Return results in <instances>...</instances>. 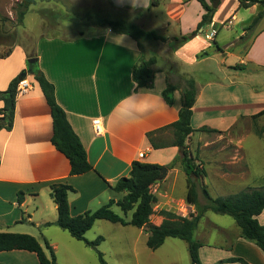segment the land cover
<instances>
[{"label":"crops","instance_id":"0c3cea01","mask_svg":"<svg viewBox=\"0 0 264 264\" xmlns=\"http://www.w3.org/2000/svg\"><path fill=\"white\" fill-rule=\"evenodd\" d=\"M121 1L115 0L118 8L133 9L142 17L155 9L153 0ZM156 1L157 6L168 3L167 21L164 27L156 28L151 16L150 27L144 28L156 30L165 41H146L144 51L131 36L108 29L72 40L41 37L31 57L17 47L0 57V92L27 69L29 58H38L94 167L88 173L70 175L69 160L52 143L51 108L34 76L28 74L33 89L17 98L13 129L0 130V232L32 235L43 247L47 241L57 261L60 251L73 254L75 245L64 233L71 234L56 225L58 207L51 185L64 183L74 188L69 193L72 216L95 212L123 197L111 186L128 177L136 161L168 169L153 186L157 202L147 222L156 226L164 220L162 210L187 218L196 214L198 206L207 202L203 187L213 198L264 187V135L256 132L264 129V116L255 118L264 111V16L251 34L246 28L264 7L256 4L247 9L251 16L246 21L241 17L245 26L235 30L234 22H241L242 13L238 0H232L233 9L220 21L216 13L223 0H219L213 23L192 37L206 13L202 4L198 0ZM210 29L217 31L213 39L207 37ZM225 30L228 35H223ZM143 54L157 58L153 88H138L133 78ZM187 81L196 88L191 125L198 131L191 138V151L206 171L197 189V204L188 201L184 150L174 145L169 127L179 119ZM169 84L176 87L172 105L163 96ZM141 101L153 105L154 110L137 117L134 110ZM2 107L0 101V110ZM95 120L103 127L99 134L94 129ZM204 128L216 132L200 131ZM150 133L160 148H154ZM206 133L219 139H210ZM140 154L145 157L141 159ZM21 192L24 199L20 203ZM115 207L121 211L114 204L115 213ZM211 213H205L194 234L202 244L199 255L203 264H264L262 249L242 237L233 218ZM257 218L264 225V211ZM104 221L97 220L91 231L97 229L94 233L103 236L108 227ZM56 228L60 230H51ZM0 264L41 263L34 252L12 250L0 252Z\"/></svg>","mask_w":264,"mask_h":264},{"label":"trees","instance_id":"16d2710c","mask_svg":"<svg viewBox=\"0 0 264 264\" xmlns=\"http://www.w3.org/2000/svg\"><path fill=\"white\" fill-rule=\"evenodd\" d=\"M187 1V0H185ZM206 13L199 23L198 30L193 32L192 37L197 35L199 30L213 23L216 9L208 3L207 0H198ZM215 0H211L214 3ZM33 0H24L25 7L29 8ZM240 9H249L250 7L261 4L264 7V0H238ZM156 0L152 1L151 6H157ZM264 16V9L253 18L251 24L247 27L250 31L258 25ZM100 27H106L109 30L131 36L138 43L140 49L144 51V42L150 40L165 41V37L156 30H146L129 19H98L96 22ZM12 50L6 55H10ZM4 56V57H6ZM157 58H147L142 55L134 68L133 78L138 88H153L156 73ZM24 72L32 73L36 82L39 84L48 105L51 108L53 119V137L54 147L64 154L70 163V175H82L94 170V167L88 160V154L80 137L74 131L70 124L65 110L58 104L55 95V86L48 80L37 63L28 64ZM21 76L14 78L8 89L0 92V101L3 107L0 110V130L11 131L14 126L17 105V86ZM176 87L169 84L164 91V98L169 105L173 104V93ZM196 101V88L192 81H187L183 90V106L180 111L179 119L169 126L175 136L174 145L184 147L182 164L189 177L188 201L191 204L198 203L197 185L192 179H203L206 176L205 169L199 170L194 164L197 158L193 156L189 141L193 134L198 131L191 125L193 116V107ZM264 116V111L256 115L255 118ZM208 130L207 128L200 131ZM216 132L215 130H208ZM258 135H264V129L256 131ZM153 133L149 134L154 148L161 146L153 142ZM2 157L0 154V165ZM175 164V163H174ZM166 168L157 164L134 162L132 170L128 177L120 179L114 186H111L113 192L123 194V197L117 202L111 201L95 212H86L79 216L71 215L69 202V193L74 188L64 183H54L51 185V194L58 207V219L56 225L68 231L73 238L85 242L88 247L98 251L102 264H107L103 254L98 250L100 242L104 237L99 236L95 241H89L86 233L90 231L97 220H106L111 223H118L124 226L132 225L137 228L148 231L147 245L152 250H157L164 245L168 238H178L184 240L189 245V252L192 264H203L199 250L202 244L194 238L195 231L198 228L201 218L206 212L211 211L216 214L229 215L241 229L242 237L256 243L264 252V225L258 221V216L264 211V187L249 188L240 193L226 198H213L206 187H203V195L207 202L199 208L196 214L191 218L183 217L176 212L162 210L160 213L164 217L161 225L156 226L148 223V218L155 213L154 204L157 197L153 193V186L162 178V169ZM24 199V194H19V202ZM117 204L121 211L127 215L132 212L129 221L121 217L112 210V206ZM47 225H51L50 223ZM12 250H26L37 254L41 264H58L55 250L46 241L45 247L40 241L32 235L0 232V252ZM46 250L49 252L47 254ZM231 261H242L232 259ZM223 263V262H222ZM218 263V264H222Z\"/></svg>","mask_w":264,"mask_h":264},{"label":"rangeland","instance_id":"374dc122","mask_svg":"<svg viewBox=\"0 0 264 264\" xmlns=\"http://www.w3.org/2000/svg\"><path fill=\"white\" fill-rule=\"evenodd\" d=\"M33 1V4L26 8L24 0H0V57L6 56L15 47L18 50L25 49L28 56H32L41 37L72 40L84 33L108 30V28L100 27L95 23L98 19H129L142 28L150 27L151 16L156 28L164 27L163 23L167 21V2L155 6L154 11L148 14L149 16L142 17L133 9L118 8L115 0ZM210 5L214 7L213 2ZM233 7L234 1L223 0L221 8L217 10L216 19L223 20ZM241 12L239 15L241 22H234L233 29L235 30L244 27L242 18H245L246 21L252 13L247 9H242ZM250 24L251 22L246 24V28ZM256 27L252 28L249 33L251 34ZM225 28L227 27L225 26ZM211 32L212 29L208 30L207 34ZM227 32L225 30L223 35H228ZM16 58L18 56L14 57V59ZM205 135L210 139H219V136L213 133H206ZM189 145L191 149V140ZM194 164L199 170L203 168L197 162ZM192 181L197 185V189L200 188V178L192 179ZM201 206L203 205L200 204L199 208ZM115 210L127 221L132 217V212L125 215L119 208L115 207ZM211 214L215 213L212 212ZM224 216L232 220L231 216ZM103 223L107 224L108 227L104 228L102 236L104 240L100 242L98 250L103 254L107 264H192L189 245L184 240L169 238L162 247L152 250L147 245L149 234L147 230H141V228L132 225L113 224L109 221ZM95 230L97 229L90 230L86 234L89 241H95L100 236L94 233ZM64 234L78 248L73 246V254L71 255L60 251L58 253L59 264H102L97 250L88 247L83 241H76L68 233Z\"/></svg>","mask_w":264,"mask_h":264},{"label":"built area","instance_id":"2783aa9c","mask_svg":"<svg viewBox=\"0 0 264 264\" xmlns=\"http://www.w3.org/2000/svg\"><path fill=\"white\" fill-rule=\"evenodd\" d=\"M217 35V31H212L210 34L207 35L209 39H213ZM33 81L29 75L25 78H22L17 86V98L28 95L33 89ZM94 129L97 134L103 131V127L100 120L94 121ZM141 159L144 158V154H140L139 156ZM181 216L185 217V215L181 214Z\"/></svg>","mask_w":264,"mask_h":264},{"label":"clouds","instance_id":"9594fccd","mask_svg":"<svg viewBox=\"0 0 264 264\" xmlns=\"http://www.w3.org/2000/svg\"><path fill=\"white\" fill-rule=\"evenodd\" d=\"M137 104V108L134 110V114L139 117V116H143L144 114L153 111V105L146 103V102H138Z\"/></svg>","mask_w":264,"mask_h":264},{"label":"water","instance_id":"95a60500","mask_svg":"<svg viewBox=\"0 0 264 264\" xmlns=\"http://www.w3.org/2000/svg\"><path fill=\"white\" fill-rule=\"evenodd\" d=\"M218 3H219V0H215L214 1V8H217V6H218ZM38 62V58H29L28 59V64H35V63H37ZM28 74H31L32 76H33V74L32 73H29V72H22V74H21V78H25ZM180 149L183 151L184 150V147H180ZM167 171H168V169L167 168H163L162 169V172H163V174H162V179L166 176V174H167Z\"/></svg>","mask_w":264,"mask_h":264}]
</instances>
